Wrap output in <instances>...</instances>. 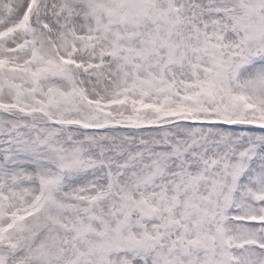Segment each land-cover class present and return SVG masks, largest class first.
I'll return each instance as SVG.
<instances>
[{
  "label": "snow or ice",
  "instance_id": "6c2138e0",
  "mask_svg": "<svg viewBox=\"0 0 264 264\" xmlns=\"http://www.w3.org/2000/svg\"><path fill=\"white\" fill-rule=\"evenodd\" d=\"M0 264H264V0H0Z\"/></svg>",
  "mask_w": 264,
  "mask_h": 264
}]
</instances>
